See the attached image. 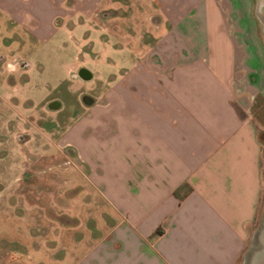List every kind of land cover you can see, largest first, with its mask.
Instances as JSON below:
<instances>
[{"label": "crops", "instance_id": "obj_1", "mask_svg": "<svg viewBox=\"0 0 264 264\" xmlns=\"http://www.w3.org/2000/svg\"><path fill=\"white\" fill-rule=\"evenodd\" d=\"M111 1L0 0V56L24 60L62 20L101 21ZM148 1L153 30H129L135 59L88 117L86 156L105 151L94 169L103 227L52 264H260L264 53L255 38L229 34L218 0Z\"/></svg>", "mask_w": 264, "mask_h": 264}, {"label": "rangeland", "instance_id": "obj_2", "mask_svg": "<svg viewBox=\"0 0 264 264\" xmlns=\"http://www.w3.org/2000/svg\"><path fill=\"white\" fill-rule=\"evenodd\" d=\"M218 1L229 34L255 38L264 53V0ZM133 4L141 11L129 10ZM100 9L101 21L83 13L62 20L57 37L31 43L24 60L0 56V264L55 263L103 227V174L95 170H103L105 151L101 144L86 156L88 117L135 59L129 30L151 33L155 11L148 0H112Z\"/></svg>", "mask_w": 264, "mask_h": 264}, {"label": "water", "instance_id": "obj_3", "mask_svg": "<svg viewBox=\"0 0 264 264\" xmlns=\"http://www.w3.org/2000/svg\"><path fill=\"white\" fill-rule=\"evenodd\" d=\"M81 72V75H82V73H84L85 71L84 70H82V71H80ZM260 258V257H259ZM258 258V259H259ZM260 264H264V258H263V261H260Z\"/></svg>", "mask_w": 264, "mask_h": 264}]
</instances>
